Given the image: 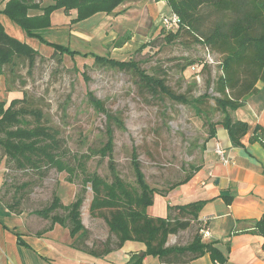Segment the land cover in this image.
<instances>
[{
  "label": "rangeland",
  "instance_id": "rangeland-1",
  "mask_svg": "<svg viewBox=\"0 0 264 264\" xmlns=\"http://www.w3.org/2000/svg\"><path fill=\"white\" fill-rule=\"evenodd\" d=\"M49 3V0L42 1V7L46 8ZM129 8L131 6H121L116 11L121 10L124 14ZM162 14L167 12H161L157 18L152 16V24L140 25L137 18L136 27L134 16L121 17L119 24L100 23L92 40L79 42L78 46L75 37L66 34V27L49 31V26L41 33L44 42L33 39L40 54L33 69L30 70L27 60L17 61L18 86L7 82L6 89L17 92L19 98H25L27 105L43 112L46 125L60 132L69 159L89 155L87 171L90 174L96 173L112 181L115 171L125 181L135 184L132 161L136 155L147 183L164 192L182 180L191 166L203 164L209 135L207 121L223 119L215 101L219 95L214 92L221 75L223 56L186 32L172 42L167 41L161 28ZM205 14L203 30L211 29L215 21H230V17H211L209 11ZM18 29L15 27L12 32L8 28V32L19 37ZM85 31L92 32L90 26ZM122 40L125 44L115 48ZM50 43L73 50L77 47L81 54L54 56ZM84 54L135 62L147 75L163 79L172 93L183 96L186 103L151 92L132 70L104 65L96 57ZM203 95L206 98H202ZM14 98L13 93L6 92L0 78V101L9 104ZM106 147L109 150L104 156L102 149ZM71 162L74 164L73 159ZM0 175V190L4 182L7 189L14 183L30 185L23 191L26 199L22 207L27 214L46 207L54 194L64 205H69L81 190L80 179L71 184L65 173L53 170L40 180L34 173L14 171L6 158L0 161ZM12 198L13 192L7 201ZM92 199L89 187L82 207V220L90 233V246L104 243L110 236L105 220L91 217L89 213ZM35 228L39 229L36 225ZM190 239L189 232L171 236L168 245H184Z\"/></svg>",
  "mask_w": 264,
  "mask_h": 264
},
{
  "label": "trees",
  "instance_id": "trees-1",
  "mask_svg": "<svg viewBox=\"0 0 264 264\" xmlns=\"http://www.w3.org/2000/svg\"><path fill=\"white\" fill-rule=\"evenodd\" d=\"M126 0H53V4L42 7V0H9L3 13L30 38L42 40V32L50 26L51 15L59 10L65 14L77 11L75 23L87 20L96 14L110 16L125 3ZM165 2L172 13L180 18V27L176 32H167L166 40L174 41L182 32L193 35L200 44H205L213 51L220 53L223 60L220 64L221 75L215 84V93L219 95L216 105L223 119L218 122L207 121L209 135L206 145L216 137V127L223 126L228 132L233 145L242 146L247 136V123L234 120L232 113L238 110L245 100L257 93L258 82H264V0H155ZM39 10V16H30L31 11ZM211 17H230L227 23L215 21L211 29L203 30L206 20L205 12ZM200 36L196 37V36ZM125 40L116 43L115 48H121ZM55 55L75 57L80 55L69 47L50 43ZM102 64L118 67L120 70L134 71L140 83L154 93H161L172 100L186 103L183 96L172 93L165 81L141 71L135 62H120L107 60L94 54ZM40 57L39 53L29 45L21 43L9 36L0 25V76L5 75L8 83L16 87L18 80L17 61L25 60L30 70ZM195 64V61L192 62ZM11 80V78H13ZM8 90V89H7ZM202 98H206L203 95ZM199 102V101H197ZM198 115L201 112L198 110ZM30 118V120H29ZM45 116L40 109L25 103V98L12 100L9 104L0 102V161L6 158L9 167L16 172L34 173L40 180L55 170L67 175V181L75 184L81 180V190L74 201L64 205L57 194L44 208L30 213L22 207L26 195L23 191L30 185L12 184L7 189L6 182L0 190V201L15 215H26L28 219L41 228L36 236L41 237L51 232L59 225L69 230L74 240L73 247L84 251L89 256L104 258L123 248L127 242H136L145 247L144 256L135 254L127 264H144L147 257L157 258L163 264H185L208 255L214 264H226L225 256L216 243H205L202 231L207 225L199 219L200 212L206 201L190 203L184 206L168 207L165 218L151 217L148 208L154 204L156 195L166 197L175 188L187 184L201 169V166H191L185 177L173 183L167 191L152 188L146 181L140 169L136 155L133 156L135 184L125 181L113 171L112 181L100 175L87 171L89 155L71 157L64 146L58 129L46 125ZM110 132V129H108ZM260 133V135H258ZM250 142H259L264 147V131L256 127V132ZM108 148L102 149L105 156ZM72 159L74 164H72ZM264 175V168L261 170ZM90 187L93 199L89 213L91 217H102L109 229L110 236L104 243L88 244L89 231L82 220V207L85 193ZM6 188V190H5ZM13 192L11 201L7 197ZM228 203L232 199H227ZM254 233L263 239L264 250V214L253 225ZM190 233L192 239L187 244L168 245L171 236Z\"/></svg>",
  "mask_w": 264,
  "mask_h": 264
},
{
  "label": "crops",
  "instance_id": "crops-1",
  "mask_svg": "<svg viewBox=\"0 0 264 264\" xmlns=\"http://www.w3.org/2000/svg\"><path fill=\"white\" fill-rule=\"evenodd\" d=\"M8 1L0 0V25L9 36L39 53L37 46L33 44L34 40L39 42V39L30 38L3 13ZM49 1V5L53 4V0ZM122 6L131 8L124 14L121 10L116 11L115 13H121L119 15L99 13L78 23L74 22L77 11L73 10L69 14L62 10L56 11L50 17L49 31L66 27V34L75 37V44L78 46L79 42L87 43L92 40L100 23L119 24L121 17L134 16L136 27L137 18L140 25L148 22L152 24V16L157 18L163 11L167 14H162V17L172 13L165 2L157 3L155 0H126ZM41 14L39 10L30 12V16ZM89 26L92 32L85 31ZM15 27L19 28V37L8 32V28L14 32ZM75 49L74 51H80L77 47ZM0 78L6 92L13 93L14 99H18L17 92L6 89V76ZM255 88L257 93L242 100L241 107L232 113L234 120L245 122L249 126L243 145H233L226 129L218 125L216 137L207 143L202 169L187 184L169 191L166 197L156 195L154 204L147 211L151 217L165 218L169 213V206L206 201L199 215L209 232V236L203 238V241L216 243V247L227 256L226 264H264L263 239L253 231L254 222L264 214V175L261 172L264 168V147L259 142H250L256 127L260 126L264 131V82H258ZM217 145L221 147L225 157L231 160L229 165H224L216 154ZM1 187L0 175V189ZM230 198L232 202L228 203L227 199ZM35 225L26 215L11 213L0 201V264H127L133 255L140 256L145 251L143 244L127 242L122 249L104 258H95L73 247L74 240L68 229L57 225L51 232L38 237L35 233L41 228L36 225L37 229ZM144 264L163 263L157 258L147 257ZM185 264L214 263L206 255Z\"/></svg>",
  "mask_w": 264,
  "mask_h": 264
},
{
  "label": "built area",
  "instance_id": "built-area-1",
  "mask_svg": "<svg viewBox=\"0 0 264 264\" xmlns=\"http://www.w3.org/2000/svg\"><path fill=\"white\" fill-rule=\"evenodd\" d=\"M180 27V18L174 14L171 13L170 15H167L162 18V29H164L167 32H176ZM216 154L220 156L222 162L224 165H229L231 163V160H229L227 157H225L221 147L219 145L216 146ZM203 238L209 236L208 230L202 231Z\"/></svg>",
  "mask_w": 264,
  "mask_h": 264
},
{
  "label": "water",
  "instance_id": "water-1",
  "mask_svg": "<svg viewBox=\"0 0 264 264\" xmlns=\"http://www.w3.org/2000/svg\"><path fill=\"white\" fill-rule=\"evenodd\" d=\"M143 256H144V253H141V254H140V257H143Z\"/></svg>",
  "mask_w": 264,
  "mask_h": 264
}]
</instances>
